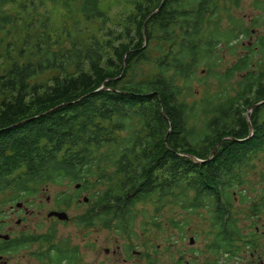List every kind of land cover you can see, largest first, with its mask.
<instances>
[{
  "label": "trees",
  "instance_id": "obj_1",
  "mask_svg": "<svg viewBox=\"0 0 264 264\" xmlns=\"http://www.w3.org/2000/svg\"><path fill=\"white\" fill-rule=\"evenodd\" d=\"M242 1L0 0V204L79 185L90 205L77 224L127 241L138 205L204 210L201 264L234 257L237 197L249 217L264 213V187L246 193L264 161V36L221 68L219 47L233 54L250 34ZM252 7L257 23L264 1ZM212 81L194 100L193 84Z\"/></svg>",
  "mask_w": 264,
  "mask_h": 264
},
{
  "label": "rangeland",
  "instance_id": "obj_2",
  "mask_svg": "<svg viewBox=\"0 0 264 264\" xmlns=\"http://www.w3.org/2000/svg\"><path fill=\"white\" fill-rule=\"evenodd\" d=\"M256 0H243L241 7L235 10V16L242 20L249 35L242 37L233 54L228 51L229 47L223 44L220 46L224 63L221 68L231 65L238 54L243 52L246 45L253 46L257 43L258 37L264 36V13H261L260 19L254 23L255 17L259 13L252 7ZM264 1V0H263ZM119 6H116L118 8ZM251 44V45H250ZM257 59L259 56L256 57ZM200 72V71H199ZM202 75V74H200ZM149 74H145L148 77ZM199 76V75H198ZM149 78V77H148ZM211 86H201L193 84L194 100H198L205 89L210 92L215 91L216 82L212 81ZM193 100V101H194ZM251 188L246 190L249 196H253L254 192H258L264 187V161H257L256 170L251 174ZM239 190V189H238ZM241 190V189H240ZM77 190L74 185L66 186H48L46 187L38 199L35 208L32 205L27 206L26 210L33 211L32 215L26 216L24 211L16 214L15 204L5 201L0 204V234H8L10 236L18 235L20 232L40 233L46 229L53 227L56 239H65L70 247H77L81 257V264H201L203 257L200 252L204 253L208 234V223L204 210L195 211L192 215L182 213L178 208L170 210L166 208L162 210L158 217L154 215V210L149 204H141L136 207L137 219L134 225L135 238L127 241L126 237L116 232V228L103 229L102 225L96 226L100 228L84 229L77 224L79 216H81L89 206L85 207L81 204L71 205L67 209L61 206V211H65L68 216L67 222H59L56 219H47L48 212L58 208L55 205L57 194H67L70 196ZM81 197H88V193L79 192ZM259 194V193H258ZM3 196L7 200V196ZM3 199H1V202ZM249 203L240 204V199L234 204L233 210L238 212L236 219L238 227L242 233L250 241V245L244 244L242 253L232 260L227 261L224 258L217 259V264H264V213H261L259 220L249 217ZM140 213L143 215L141 216ZM200 214V215H199ZM189 216L188 218H186ZM145 217L155 218V225H145L147 219ZM182 217L186 218L188 226L182 228L181 224H177L179 229L173 228L168 221H179ZM22 219L20 225H16V221ZM255 224V225H254ZM158 228H157V226ZM146 230H143V229ZM255 233V237L254 234ZM253 236V237H252ZM193 240V244H189V240ZM257 242V248L253 247V240ZM121 246V252L118 247ZM37 245L30 250H22L12 256L3 255V261L6 264H36L32 252L37 250ZM106 250H109L106 254ZM113 251L115 252L113 254ZM253 254V262L249 254ZM0 262V264H4Z\"/></svg>",
  "mask_w": 264,
  "mask_h": 264
},
{
  "label": "flooded vegetation",
  "instance_id": "obj_3",
  "mask_svg": "<svg viewBox=\"0 0 264 264\" xmlns=\"http://www.w3.org/2000/svg\"><path fill=\"white\" fill-rule=\"evenodd\" d=\"M251 45V44H250ZM42 193H35V194H30L27 195L26 197L28 198L27 202H10L11 204H15V209H16V214H18L21 211H24V214L26 216L32 215L33 211H28L26 210L27 206H33L35 208L38 209V207L36 206V200L38 199V197L41 195ZM80 193H74L71 194L70 196H68L67 194H57V198H70V201H66L64 208H68L71 205H75V204H81L82 206H89V198L88 197H81L79 195ZM17 205H20V207H17ZM56 205V202H55ZM89 210V208H87V210L81 215H85V213ZM58 212V213H65V211H61V206L56 208L53 211L48 212ZM48 214L46 215L47 219H56L55 217H48ZM67 215V214H66ZM79 216V217H81ZM68 217V216H67ZM57 221H59L58 219H56ZM79 220V218H78ZM68 218L66 221L67 222ZM22 222V219H18L16 221V225H20ZM62 222V221H59ZM1 227V225H0ZM82 227L84 229H93V227L95 228H100V227H96V226H79ZM101 228L103 229H109V227L107 226H102ZM2 235V234H1ZM8 239L7 240H0V249H2V252L0 253V262L3 261L4 257L3 255H7V256H12L13 254H17L19 251L22 250H30L32 249V247H34L35 245H37V250H35L34 252H32V256L35 258L36 260V264H53L51 262V259L54 257L55 251L57 249L61 250V252L63 253V255L65 256L64 259L61 260V262L59 264H81L80 260L81 257L79 255V250L77 247H70L67 243V241H65V239H56L55 238V230L53 227H50L48 229H46L44 232H40V233H30V232H20L18 235L15 236H10L8 234H5ZM249 236H246L242 233L240 234V238L238 239V242H236V245L238 248V250L236 251V249L234 250V257H230V260L238 257L240 255V253H242V249H244V244L249 245L248 244V239H246ZM23 240L27 242V245L23 248H21L18 252H12V247L15 245V243H13L12 241L15 242V240ZM3 242V243H2ZM117 249H119V251L121 252V246L118 247ZM47 252H49V255H47ZM109 250H106V254H108ZM115 252L113 251V254ZM251 256V260L253 262V254H249ZM42 257L43 260L40 261L39 258ZM4 264H6V262L3 261Z\"/></svg>",
  "mask_w": 264,
  "mask_h": 264
},
{
  "label": "water",
  "instance_id": "obj_4",
  "mask_svg": "<svg viewBox=\"0 0 264 264\" xmlns=\"http://www.w3.org/2000/svg\"><path fill=\"white\" fill-rule=\"evenodd\" d=\"M259 105V104H258ZM255 107L252 108V110L254 109ZM251 110V111H252ZM214 154V152H212L211 156ZM79 188V185H76L75 186V189H78ZM17 207H20V205H17ZM48 217H55L57 218L59 221H66L67 220V215L65 213H58V212H51L48 214ZM0 239L1 240H7L8 237L6 235H1L0 234ZM189 244L192 245L193 244V240L190 239L189 240Z\"/></svg>",
  "mask_w": 264,
  "mask_h": 264
}]
</instances>
